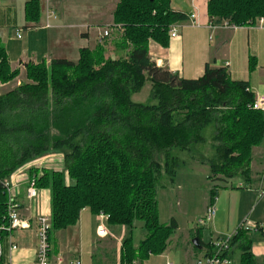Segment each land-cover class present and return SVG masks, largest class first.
I'll return each mask as SVG.
<instances>
[{"label": "trees", "instance_id": "16d2710c", "mask_svg": "<svg viewBox=\"0 0 264 264\" xmlns=\"http://www.w3.org/2000/svg\"><path fill=\"white\" fill-rule=\"evenodd\" d=\"M25 11L27 20L38 22L40 1H28ZM208 14L216 24L227 19L248 26L264 16V0H209ZM187 18L172 9L171 0H118L113 45L117 52L127 50L125 55H109V36L93 50L80 49L77 62L26 64L29 82L0 94V225L7 213L2 181L36 158L63 152L62 169L31 171L37 188L51 191V232L76 225L84 208L94 215L104 212L109 225L129 230L121 263L133 264L167 249L178 225L174 219L160 222L158 190L183 163L176 151L191 153L194 145L208 143L207 127L215 130L214 154L203 160L209 179L250 176L252 150L264 137V115L252 107L249 83L209 63L201 77L185 79L150 57L149 42L168 47L170 27ZM19 75L0 43V80L8 83ZM148 81L150 99L134 101ZM218 187L211 189V204ZM138 222L146 234L136 247ZM250 233L241 230L233 240L242 250L240 264H259ZM198 239L204 246L200 234Z\"/></svg>", "mask_w": 264, "mask_h": 264}, {"label": "crops", "instance_id": "0c3cea01", "mask_svg": "<svg viewBox=\"0 0 264 264\" xmlns=\"http://www.w3.org/2000/svg\"><path fill=\"white\" fill-rule=\"evenodd\" d=\"M28 1L30 0H0V7L7 5L11 8L9 16L12 18L9 26L0 21V43L6 48L11 68L19 69L20 76L25 74V77L28 63L46 62L49 65L53 59L59 58L77 62L80 49L93 50L99 43H104L106 39L103 38V31L112 26L113 13L118 3V0H115L116 4L112 8V0H92L91 9L79 12L78 8L74 12L75 9L70 8V2L76 3L79 2L78 0H39L41 17L38 22H34L26 19L25 7ZM208 1L171 0L172 9L188 15V18L173 24L177 27L178 36L170 37L168 47H163L154 40L149 42L151 59L157 66L179 74L185 79L201 77L207 63L213 68L225 67L233 80L248 82L255 96H264V30L249 25L238 29L212 27V22L216 23L208 14ZM47 8L57 15L52 28L42 26ZM192 13L197 15L195 25L189 19ZM18 30L22 31L21 38L17 36ZM111 31L113 32V28ZM10 36H13L14 40H23L27 37V41L20 43L11 51L8 45ZM107 41H110V37ZM120 52L108 48L109 55H114L113 57ZM252 60L256 64L254 69L250 68ZM18 83L20 84L21 81ZM45 156L24 164L13 173L18 179L19 185L15 195L21 205V218L26 227L3 233L1 257L3 264L36 263L37 217L42 212L51 213V192L47 188H38L40 196L31 199L27 190L33 176L32 169L46 167L39 165ZM250 170L249 177L236 176L216 181L222 188L221 193L216 197L220 207L217 209V206H214L216 215L209 227L196 225L188 232L180 226L175 217H171V221L174 219L177 222L178 228L170 237L167 249L162 254L150 255L144 260L137 259L133 263L195 264L200 257L209 253L211 241L216 238V236L213 238L212 232L210 239L206 238L204 235L206 229L216 230L215 232L221 237L224 234H231L247 219L249 225L257 224L259 227L257 231L250 233L253 239L251 249L258 263L264 264V137L252 150ZM235 179H238L237 188H233L232 191L235 190L238 194L237 199L226 194L229 193L228 187ZM253 206L255 208L252 210ZM99 225L101 224L98 216H94L89 208H84L76 225L55 231L59 250L53 247V251L56 252L52 255L50 252L51 264H58L59 260H62L63 264L74 260H80L82 264H121L119 248L117 252L112 253L110 238L98 234ZM91 226L94 227L92 233ZM137 227L142 229V226L137 225ZM108 228L114 231L115 227L109 225ZM199 234L205 243L201 248L195 247L193 240L190 241L191 238H198ZM143 238L134 243L136 247ZM12 245H16L17 248L12 250ZM241 253L242 250L238 246H232L229 256L233 264H240Z\"/></svg>", "mask_w": 264, "mask_h": 264}, {"label": "rangeland", "instance_id": "374dc122", "mask_svg": "<svg viewBox=\"0 0 264 264\" xmlns=\"http://www.w3.org/2000/svg\"><path fill=\"white\" fill-rule=\"evenodd\" d=\"M78 1L79 2L76 3L70 2L71 5L70 8L75 9L74 12H76L78 8H79V12H83L84 10L88 11L89 9H91L92 0H78ZM115 4H116L115 0H112V8L114 7ZM10 9L11 8H9L7 5H2L0 7L1 10L0 21L4 25L7 24L8 26L10 25L11 22L10 20L12 19L11 16H9ZM116 36H117L116 33L112 34L110 36V41H108L107 44V46H109L112 50H115V46L113 45V43L117 39ZM26 41H27V37H25L23 40H14L13 36H10L8 38V45L11 51H13L12 50L13 48H16L17 46H19L20 43L23 44ZM126 53L127 50L121 51L119 54L125 55ZM18 81H21L22 84L29 82L27 78V72H26V77L25 74L21 76L19 75L15 80L8 82L6 86L0 87V93L7 92L19 86L20 84L18 83ZM150 96H151V83L148 81L145 84L144 88L141 90V92L133 95V100L136 102L145 103L150 99ZM214 132L215 130L213 126L207 127L204 131V134L208 139V143L194 145L191 153L176 151V153L181 156L183 163L178 169L175 178L173 180L163 181L164 186L159 187L158 190L159 220L161 223L169 225L171 223V217H175V219H177L178 222L180 223V226L188 232L190 231V228L192 226L198 225V227H201L199 223L203 220L204 217H206V213L208 209L207 206L211 204V189L215 184H217L216 182H213V180L209 179L211 173L210 166L209 164H207V162L206 163L203 162L204 159L212 157L214 154V151L211 147L212 145L211 138L213 137ZM46 156L48 157L46 158ZM46 156L44 157V159H42L43 160L42 166H46L44 168H51V169L63 168V163H64L63 152L53 151ZM66 177H67V182H69L67 175ZM237 181L238 179H235L231 182V186L228 187L229 188L228 190L230 191L229 193H226L229 194L230 197L234 196L236 199L238 198V194L235 193V190L234 192L232 190L233 188H237L236 186ZM220 185L221 184H219L218 187L217 197L221 193L222 188ZM219 204L220 202H217V200L215 199L214 206L215 207L217 206V209H219L220 207ZM253 208H255V206H253L251 209L253 210ZM94 216H98V215H94ZM214 218L215 216L213 217V219ZM108 224L109 223L106 224L107 227L109 226ZM136 225H138L139 227L142 226V229L137 227L134 230L133 232L134 243H136V241L138 242L142 237L145 238L144 235L146 234V231L143 228V224L141 222H138ZM210 225L211 222H209L207 225H202V226L209 227ZM110 226L115 227L113 228L114 231H111L108 228V232L104 236L109 237L111 240L112 253L117 252L118 248L122 253L124 240L128 237V235H130L129 230L124 225H110ZM90 229L92 233L94 227L91 226ZM215 231L216 230L214 229H211V231L209 229H206L204 235L206 238L210 239V232H212L213 238H215V236L216 238L220 237V235L217 234V232ZM226 235L229 234L221 235V237H224ZM195 236L196 235L194 234L193 237ZM193 239L194 238H191L190 241H192ZM50 244L52 247L51 249V255H52L54 254V252H56L55 250L53 251V247H55L56 250H59V242L57 238V233L55 231L51 232Z\"/></svg>", "mask_w": 264, "mask_h": 264}, {"label": "built area", "instance_id": "2783aa9c", "mask_svg": "<svg viewBox=\"0 0 264 264\" xmlns=\"http://www.w3.org/2000/svg\"><path fill=\"white\" fill-rule=\"evenodd\" d=\"M45 21L42 24L45 28H52L54 20L57 18L56 13L51 10L50 8L46 9L45 14ZM190 22L195 25L197 15L195 13H192L189 15ZM212 27L218 28H227V29H238L242 26L231 23L229 20L224 19L219 24H214L212 22ZM249 26H253L259 29L264 30V16L259 17L253 24H250ZM111 26L106 28L103 31V38L111 36ZM170 37L175 38L178 36V30L175 25H172L170 27L169 31ZM18 38L22 37V31H17ZM7 83H3L0 80V87L6 86ZM254 109L262 110L264 111V96L256 95L255 101L252 106ZM43 163V160L39 162V165ZM16 174H13L10 178H7L2 181L3 187L7 194V213L5 216L6 222L2 225H0V260L2 257V235L4 232H10L11 230L15 228H24L26 227L25 222L21 218V205L16 200L15 190L17 188L18 179L16 177ZM27 194L29 198H38L40 196V193L38 191V188L36 186V179L31 178L30 180V186L27 190ZM263 193L261 194V196ZM216 214V208L213 204H210L207 209L206 217L203 218V220L200 222V225H207L209 222L212 221L213 217ZM100 220V227L98 228V234L100 235H106L108 232V227L106 226V222H108L109 216L101 212L99 215ZM37 223H38V248H37V256H36V263L35 264H51V258H50V252H51V244H50V232L52 230V216L50 212H42L37 217ZM258 225L253 224L249 225L248 220H244L239 224V226L236 228V230L224 237H217L214 240L211 241V247L210 251L206 256L200 257L195 264H233L229 252L232 249V244L234 237L241 231V230H247V231H257ZM17 248L16 245H12L11 249L15 250ZM58 264H63L62 260H59ZM68 264H82L80 260H74L72 262H69Z\"/></svg>", "mask_w": 264, "mask_h": 264}, {"label": "water", "instance_id": "95a60500", "mask_svg": "<svg viewBox=\"0 0 264 264\" xmlns=\"http://www.w3.org/2000/svg\"><path fill=\"white\" fill-rule=\"evenodd\" d=\"M193 245L197 248H201V245L199 244V239L198 238H194L192 241Z\"/></svg>", "mask_w": 264, "mask_h": 264}]
</instances>
